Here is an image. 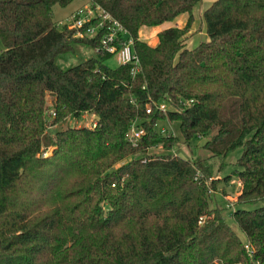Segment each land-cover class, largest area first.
Returning <instances> with one entry per match:
<instances>
[{
  "label": "trees",
  "instance_id": "1",
  "mask_svg": "<svg viewBox=\"0 0 264 264\" xmlns=\"http://www.w3.org/2000/svg\"><path fill=\"white\" fill-rule=\"evenodd\" d=\"M72 1L0 0V264H264V0H212L209 40L191 49L183 42L202 0H89L132 38L135 74L107 64L103 29L79 37L55 24L53 6ZM183 13L156 45L139 39L141 27ZM77 45L95 56L61 68ZM86 112L92 126L49 133ZM168 115L184 141L216 131L202 145L210 158L243 148L238 201L263 202L232 213L245 242L209 207L213 163L150 153L179 141L156 128Z\"/></svg>",
  "mask_w": 264,
  "mask_h": 264
},
{
  "label": "rangeland",
  "instance_id": "2",
  "mask_svg": "<svg viewBox=\"0 0 264 264\" xmlns=\"http://www.w3.org/2000/svg\"><path fill=\"white\" fill-rule=\"evenodd\" d=\"M90 5L89 0H73L70 4L62 7L55 5L52 8V19L58 27L66 24L70 21L72 15L81 8L88 7ZM202 3H198L193 8L194 23L191 27L190 32L186 35L184 39V45L191 49L204 41V27L202 15L199 13V7ZM96 12V8L93 7ZM186 15V14H184ZM184 17V16H182ZM100 17H98V21ZM180 19V18H178ZM176 21H179V20ZM70 23V22H69ZM157 35V34H156ZM140 37L145 39L147 34L145 31L140 32ZM154 38V39H152ZM152 38L148 42L153 46L157 38L152 35ZM154 41V42H150ZM149 44V45H150ZM4 50L3 43L0 39V52ZM95 56V50L88 46L77 45L75 46V51L62 54L57 58L58 65L63 68H69L75 66L84 60ZM107 64L110 66L117 65L115 56L108 59ZM164 104L165 110H172L166 103ZM48 106L50 109L49 115L51 116L52 104L48 100ZM94 116L91 113H83L80 117H68L64 122L50 128L49 133H53L58 129H64L67 126H92L94 123ZM176 117L173 115H168L165 120H161L157 123L156 128L158 131L166 134L178 137L179 141L170 151L164 150L161 146L150 148V153L152 154H167L171 153L173 155L180 156L182 158L188 159L192 162L202 159L207 162L213 163V168L211 174L205 178L206 186L209 189V207L212 209H217L221 212V215L225 218L226 222L233 228L237 235L243 239L245 242V236L235 220L233 219L232 213L235 209H254L263 204L261 201L240 203L238 201V195L241 190V181L235 176L234 170L240 169L236 165L237 158L241 155L243 148L238 147L232 152L228 153L224 158L212 157L210 151L203 148L205 141L211 138L216 131H212L208 136H198L190 141H184L180 124L177 123ZM164 131V132H163ZM210 158V159H209ZM199 175H202L198 172Z\"/></svg>",
  "mask_w": 264,
  "mask_h": 264
},
{
  "label": "built area",
  "instance_id": "3",
  "mask_svg": "<svg viewBox=\"0 0 264 264\" xmlns=\"http://www.w3.org/2000/svg\"><path fill=\"white\" fill-rule=\"evenodd\" d=\"M95 8L96 12L90 4L88 7L79 9L72 15L70 23H66L67 26L75 29L76 36L79 37L84 35L93 36L98 29H103L104 31L100 38L101 48L108 53L114 54L117 64H131L132 74H135L138 71L139 59L134 52L132 38L127 35L117 21L113 20L99 7ZM98 17H100V21L97 20ZM164 108V104H159V110H164ZM151 110L152 107L147 105L146 112L150 113ZM51 114L54 115L52 112ZM143 133V129L136 126V122H134L130 126L128 139L131 143L136 144ZM246 248L248 249L249 246L246 245Z\"/></svg>",
  "mask_w": 264,
  "mask_h": 264
},
{
  "label": "crops",
  "instance_id": "4",
  "mask_svg": "<svg viewBox=\"0 0 264 264\" xmlns=\"http://www.w3.org/2000/svg\"><path fill=\"white\" fill-rule=\"evenodd\" d=\"M211 2H212V0H202L201 2H199V3H202V5H200V7H199V13L201 15H202V12L210 5ZM184 14H186V13H183V14L179 15L174 21L164 22L163 24H161L159 26H143V27H141L140 30H139V33H138L139 39H141V40L147 42L148 44H150L146 38L149 37V39H150V38H152V35L155 36V38H157L156 34L160 30L165 29L167 27H174V26L183 27L185 22H186V19H187V14L186 15H184ZM182 16H184V17H182ZM178 18H180V19H178ZM177 19L179 21H176ZM203 27L205 29L204 23H203ZM142 30L145 31L146 34H147V37L145 39L140 37V32ZM152 39H154V38H152ZM208 40H209V38H208V36H207V34H206L205 30H204V41L206 42ZM157 41H158V39H157ZM157 41L155 40V42L154 41H150V42H154V44H153V46H154V45L157 44ZM187 48L190 49L188 46H187Z\"/></svg>",
  "mask_w": 264,
  "mask_h": 264
}]
</instances>
